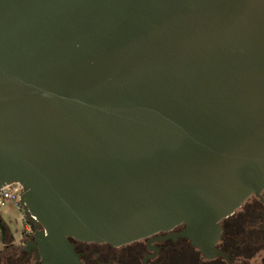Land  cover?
Returning <instances> with one entry per match:
<instances>
[{
	"label": "water",
	"instance_id": "1",
	"mask_svg": "<svg viewBox=\"0 0 264 264\" xmlns=\"http://www.w3.org/2000/svg\"><path fill=\"white\" fill-rule=\"evenodd\" d=\"M38 264L182 225L207 259L264 190V0H0V189Z\"/></svg>",
	"mask_w": 264,
	"mask_h": 264
},
{
	"label": "flooded vegetation",
	"instance_id": "2",
	"mask_svg": "<svg viewBox=\"0 0 264 264\" xmlns=\"http://www.w3.org/2000/svg\"><path fill=\"white\" fill-rule=\"evenodd\" d=\"M260 196L261 199L250 196L238 209L243 211L242 214H236L235 211L232 216L221 221V235L215 248L222 256L211 259L203 257L188 239L180 236L182 225L168 232H159L120 246L83 242L72 238L68 242L73 246V252L81 264H250L254 257L259 259L257 264H264V256L260 255L262 248L257 244L251 246L252 241L241 229L246 215L251 213V209H247L245 204L251 200L255 207L253 209L260 213L255 225L258 224L264 237V190ZM23 237V244L32 239L31 234ZM22 253L25 261L34 259L35 264H38L33 251Z\"/></svg>",
	"mask_w": 264,
	"mask_h": 264
},
{
	"label": "rangeland",
	"instance_id": "3",
	"mask_svg": "<svg viewBox=\"0 0 264 264\" xmlns=\"http://www.w3.org/2000/svg\"><path fill=\"white\" fill-rule=\"evenodd\" d=\"M251 200L246 202L247 209H251L250 215H246L245 221L242 223L241 229L249 236V240L252 241L251 246L257 244L262 248L261 256H264V237L261 230L258 228V224L255 225L259 219L258 210L252 206ZM262 210V207H261ZM242 210L236 211V214H242ZM23 211L18 210L13 203L7 202L0 207V220L2 224L0 226V264H35L34 259L24 260V254L22 253L23 243L25 241L24 235V219ZM12 239V243L9 240ZM252 249V248H251ZM259 262L258 257H254L250 260V264H257Z\"/></svg>",
	"mask_w": 264,
	"mask_h": 264
},
{
	"label": "built area",
	"instance_id": "4",
	"mask_svg": "<svg viewBox=\"0 0 264 264\" xmlns=\"http://www.w3.org/2000/svg\"><path fill=\"white\" fill-rule=\"evenodd\" d=\"M22 191V188L18 184H10L4 186L0 189V207L3 206L5 203L10 202L13 203L18 210H21L19 205V195ZM24 219V236H28L31 234V227H30V219H28L23 214Z\"/></svg>",
	"mask_w": 264,
	"mask_h": 264
},
{
	"label": "trees",
	"instance_id": "5",
	"mask_svg": "<svg viewBox=\"0 0 264 264\" xmlns=\"http://www.w3.org/2000/svg\"><path fill=\"white\" fill-rule=\"evenodd\" d=\"M1 223H2V222L0 221V226H1ZM223 228H225V227H223ZM23 236H24V235H23ZM9 240H10V241H11V243H12V239H11V238H9Z\"/></svg>",
	"mask_w": 264,
	"mask_h": 264
},
{
	"label": "crops",
	"instance_id": "6",
	"mask_svg": "<svg viewBox=\"0 0 264 264\" xmlns=\"http://www.w3.org/2000/svg\"><path fill=\"white\" fill-rule=\"evenodd\" d=\"M1 221V220H0ZM2 222V221H1ZM2 224V223H1Z\"/></svg>",
	"mask_w": 264,
	"mask_h": 264
}]
</instances>
